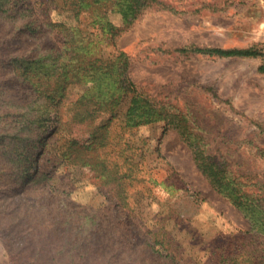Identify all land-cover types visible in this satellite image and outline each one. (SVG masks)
<instances>
[{
    "label": "rangeland",
    "instance_id": "obj_1",
    "mask_svg": "<svg viewBox=\"0 0 264 264\" xmlns=\"http://www.w3.org/2000/svg\"><path fill=\"white\" fill-rule=\"evenodd\" d=\"M147 5L129 26L120 13H108V21L120 28L115 38L88 28L94 40L102 41L99 56L110 60L119 51L124 52L130 63L128 76L138 90L171 113L184 114L200 128L197 133L205 138L209 153L226 164L247 191L260 195L264 204V0H149ZM54 8L48 12L50 19L77 24L73 13ZM41 43L54 45L50 37H44ZM193 47L253 48L262 54L221 58L177 51ZM2 72L6 79L14 77L13 70ZM87 88L81 84L68 87L61 109L64 124L72 122L73 112L68 110ZM129 100L126 96L118 108V119L111 127L115 132L120 130ZM6 115L0 120V264H24L25 255L13 251L11 239L23 224L19 206L26 199L23 190L28 179L22 173L28 165L24 163L19 172H11L13 163L1 143V133L9 132L12 125V117ZM45 138L47 149L64 144L61 132ZM127 138L137 154L136 163H143L153 181L158 182L154 185L155 201L139 193L141 185L131 192V201L138 204L136 211L123 202L117 208V200L125 195L117 196L111 187L102 186L89 169L52 158L51 154L40 161L42 171L52 178L44 187L34 188L35 197L44 191L65 201L67 207L73 204L74 208L89 210L82 213L100 212L137 246L150 237L149 231L159 232L166 252H172L182 264H213L216 255L237 252L243 245L254 243L261 248L258 257L264 254V237L251 228L230 198L215 190L177 130H165V122L160 121L130 131ZM42 144L34 145L35 154L41 152ZM114 156L109 159L114 161ZM174 184L177 188L172 187ZM182 186L191 188L201 199L190 220L171 218V208L165 204L174 205L175 200L187 196ZM262 225L259 228H264Z\"/></svg>",
    "mask_w": 264,
    "mask_h": 264
},
{
    "label": "trees",
    "instance_id": "obj_2",
    "mask_svg": "<svg viewBox=\"0 0 264 264\" xmlns=\"http://www.w3.org/2000/svg\"><path fill=\"white\" fill-rule=\"evenodd\" d=\"M148 1L0 0V120L7 113L12 117L10 131L1 133V143L13 163L12 173L19 172L22 164L28 165L22 173L28 179L23 190L26 199L19 206L24 214L20 216L23 224L11 239L13 251L25 255L24 264H182L172 252H166L164 240L158 238L159 232L147 231L150 237L137 246L100 212L82 213L89 210L74 208L73 204L67 207L65 201L44 191L35 197L34 188L44 187L52 178L42 171L40 161L51 154L52 158L89 169L102 186L111 187L117 196L125 195L117 200V208L123 202L136 211L138 204L131 201V192L141 185L139 193L155 201L154 185L158 182L153 181L143 163H136L137 154L127 134L160 121L165 122V130L178 131L197 167L215 190L230 198L248 218L251 228L264 237V228H259L264 223L263 199L247 191L240 178L209 153L205 138L197 133L200 128L191 124L184 114L171 113L166 106H159L140 92L128 76L130 63L124 52L119 51L110 60L99 56L102 41L94 40L88 28L115 38L120 28L108 21V13H120L129 26L148 6ZM53 7L73 13L77 24L50 19L48 12ZM44 37H50L54 45L44 46L41 43ZM177 51L221 58H251L262 54L253 48L193 47ZM4 70H13L14 77L4 78ZM75 84L88 88L72 104L74 108L68 110L73 112L72 122L67 121L66 125L61 120V109L68 87ZM126 96L130 99L128 108L120 120V130L115 132L111 127ZM99 118L102 120L95 125ZM58 132L63 134V146L47 149L45 135ZM38 142L45 145L35 154L34 145ZM113 153L114 161L109 159ZM183 186L187 196L175 200L174 205L167 201L165 204L171 208V218L190 220L201 199L191 188ZM249 245H243L237 252L216 255L213 264H264V254L258 257L261 248L256 243Z\"/></svg>",
    "mask_w": 264,
    "mask_h": 264
}]
</instances>
